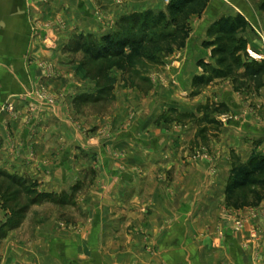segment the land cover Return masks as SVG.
Instances as JSON below:
<instances>
[{"label": "rangeland", "instance_id": "1", "mask_svg": "<svg viewBox=\"0 0 264 264\" xmlns=\"http://www.w3.org/2000/svg\"><path fill=\"white\" fill-rule=\"evenodd\" d=\"M168 1L162 0L165 6ZM256 3L258 0H252L250 6ZM207 7L200 17L192 16L190 19L191 31L188 39H194L187 57L185 45L175 49L170 55L159 56L158 62L138 59L127 47L123 49L122 55L96 60L83 51H66L68 40L60 48L63 62L41 63L46 73L45 80L48 81L54 74L60 73L66 79L82 82V87L86 88L85 92L70 100L72 104L67 111L74 129L87 142L101 143L117 130L133 132L137 129L139 133L141 129L140 133L153 134L163 139L161 151H176L181 154L178 159H166L165 156L162 160L158 159L164 163L158 165L155 176L149 179L146 174H141L143 184L146 180L148 182V190L144 189V185L140 191H133L131 187L124 196L122 189H114L105 194L98 190L104 181L96 179L98 176L91 171L81 178H73L69 186L58 191H38L35 180L8 173L17 178H29L36 182V192L49 194L46 199L30 203L32 195L26 194L23 186H15L0 175V243L6 242L7 246H12L17 252H24L32 246V237L41 233L49 238L55 236L49 243L48 238L45 240V245L49 244L53 255L61 244L66 248L65 256L76 258L78 263L88 259L86 254H79L82 246L75 244L77 242L72 238H77L79 244L83 239V244L86 243L88 248H101L103 243V251L109 264H139V258H149L147 264H154L155 261L156 264H171L179 256L175 252L168 253V245L172 243L174 235L184 236L185 242L196 248L203 236L198 232L201 227L206 231L213 229L218 234L221 223H230L234 231H243L240 238L243 261L245 257L248 262L264 261V249L261 250L264 242V206L261 203L264 198L256 206L235 208L228 204L225 194L220 203V197L216 193V196L213 194L210 197L215 196L217 202L204 215L202 206L199 205V192L196 195L197 187L203 181L198 167H207L208 171L214 169L215 150L219 148V141L223 138L228 140L245 137L244 140L249 138L250 142L256 136H264L260 132L261 128L256 125H251L254 128L250 125L247 128V124L264 121L263 105L258 101L264 89V76L258 87L247 83L246 86L236 89L231 78H214L205 87L192 85L195 76L207 74L204 66L206 63L215 65L211 48L205 47L203 42L209 40L207 30L218 17L212 20L214 16L205 12ZM253 9L256 11L255 6ZM132 12L139 11L118 15L108 31L94 36L99 38L104 34L115 35L116 22L120 16ZM261 35V32H256L250 25L238 33V38H247L244 39L245 58L264 60V47H257L262 42L264 46ZM44 44L45 50L54 49L47 36ZM201 49H205L206 54ZM250 54L263 58H254ZM182 62H185V78L189 82L186 89L180 88L175 80ZM45 86L42 89L49 87L47 84ZM204 89L214 91L210 90V96L206 97L205 103L198 104V94ZM224 90H231L232 100L240 106L234 108L232 102L221 99L219 92ZM62 97L61 94L56 97L50 93L44 95L45 100L50 103L56 101V98L59 101ZM7 106L10 108L4 110L14 113L13 106ZM204 115L216 121V124L209 125L205 141L196 136L198 127L204 124L200 121ZM135 122H139L140 126ZM248 144L246 142L241 146L240 152L249 150ZM235 148L229 149V171L234 161L239 160ZM77 150L83 152L81 147ZM252 151L262 152L263 149L259 147ZM176 160L180 161L177 165ZM93 182H96L94 188L91 187ZM117 186L119 183L114 184V187ZM159 193L166 196L164 199L168 202V212L165 201L156 197ZM195 195L198 201L194 204L191 201ZM170 199L174 200V206L169 204L172 203L169 202ZM171 210L174 215L170 213ZM101 211L103 221L96 222L95 216ZM250 220L255 223H250ZM17 222V226L11 227ZM9 233L11 237L8 239ZM56 257H59L58 253ZM199 262L214 263V259L205 254ZM196 263L198 262L195 261L194 264Z\"/></svg>", "mask_w": 264, "mask_h": 264}, {"label": "crops", "instance_id": "2", "mask_svg": "<svg viewBox=\"0 0 264 264\" xmlns=\"http://www.w3.org/2000/svg\"><path fill=\"white\" fill-rule=\"evenodd\" d=\"M250 1L252 0H210L205 12L214 16L212 20L221 15L240 13L246 17L248 25L256 32H261L264 39V14L258 9L259 0L252 6ZM164 7L162 0H0V171L30 177L37 182L38 191L61 190L69 186L73 178H81L90 171L98 176L96 179L104 181L98 188L104 194L122 189L124 196L131 187L133 191H140L143 185L148 190V182L146 180L143 184L141 174H146L150 179L156 175L158 165L164 163L158 159L162 160L163 156L166 159H178L181 153L161 151V137L140 133L141 129L138 133L135 127L133 132L113 131L101 143L87 142L74 129L67 111L72 104L70 100L85 92L86 88L82 87V82L66 79L60 73L45 80L46 73L41 63L63 62L60 48L74 34H102L108 31L115 17L120 14L145 9L161 10ZM46 36L54 49L45 50ZM193 39H188L186 44V57L192 50ZM262 44H257V47H264ZM201 50L206 54L205 49ZM185 70V62H182L175 80L180 88L186 89L189 82L185 78ZM46 84L49 87L42 89ZM210 90L204 89L198 94V104L205 103ZM48 93L55 97L61 94L63 97L50 103L44 98ZM219 94L221 99L232 102L234 108L240 106L232 100L231 90H224ZM258 101L264 109V89ZM7 105L13 106L14 113L4 110ZM135 123L140 126L139 122ZM252 123L247 124V128L249 125H256L264 133V121ZM244 138H223L217 143L219 148L215 150L214 169L208 171L207 167H198L203 181L199 183L196 195L199 192V205L202 206L204 215L217 202L216 193L220 197V203L224 197L231 166L230 147H236L241 162L248 159L254 148L261 147L264 150L263 135L256 136L250 142L249 138ZM246 142L250 143L249 150L240 152L241 146ZM84 143L88 145L85 146ZM79 147L83 152L77 150ZM175 162L177 165L180 161ZM95 183L91 184L92 188ZM115 183H119V186L114 187ZM213 194L215 196L211 198L210 195ZM196 195L191 201L194 204L198 201ZM156 197L165 201L168 212V202L164 199L166 196L159 193ZM169 202L174 206V200L170 199ZM261 205L264 206V200ZM170 213L173 214L174 211L171 210ZM95 217L96 222H102L103 212L97 213ZM249 222L255 223L254 220ZM219 226L218 234L213 229L206 231L201 227L198 232L203 236L196 248L190 247L183 239L184 236L174 235L172 243L168 245V253L175 252L179 256L171 264H194L195 261L198 262L196 264H202L199 260L205 254L214 259V263L208 264H264V261H245L246 257L243 261L240 244L243 231H234L230 223H221ZM10 235L11 233L8 239ZM52 237L55 236L49 238L41 233L36 234L32 237V246L24 252L18 251L20 254L12 246H7L6 242L0 243V264H109L103 251V243L101 248L91 249L86 243L84 247L83 239L79 244L77 238H72L77 242L75 244L82 246L81 249L78 248L79 254H86L88 259L78 263L76 258L65 256L66 248L61 244L53 255L48 244ZM47 238L48 243L45 245ZM57 253L59 257H56ZM148 259L139 258L138 263L147 264ZM247 259L251 260L249 257ZM99 260L100 263H97Z\"/></svg>", "mask_w": 264, "mask_h": 264}, {"label": "trees", "instance_id": "3", "mask_svg": "<svg viewBox=\"0 0 264 264\" xmlns=\"http://www.w3.org/2000/svg\"><path fill=\"white\" fill-rule=\"evenodd\" d=\"M210 0H169L166 6L153 11L147 9L120 16L116 22L115 35L104 34L97 38L93 34H74L66 45V51H83L92 59H106L122 55L125 47L130 48L132 55L138 59H148L158 62L159 56L170 55L175 49L183 48L189 37L190 19L200 16ZM258 9L264 14V0L258 3ZM248 27L246 17L240 13L222 15L209 26V40L203 42L210 47L215 65L206 63L207 74L195 76L194 87H205L214 78L234 81V87L240 88L252 84L258 87L264 76V60L245 58L244 39L238 38V33ZM196 136L203 141L209 125L216 124L207 115L200 120ZM3 178L13 185L25 188L26 194L32 195L30 203L48 198L49 194L36 192V182L27 177L1 172ZM228 204L235 208L256 206L264 198V150L252 151L244 162L235 160L229 174V180L224 188ZM18 225V222L11 227Z\"/></svg>", "mask_w": 264, "mask_h": 264}, {"label": "built area", "instance_id": "4", "mask_svg": "<svg viewBox=\"0 0 264 264\" xmlns=\"http://www.w3.org/2000/svg\"><path fill=\"white\" fill-rule=\"evenodd\" d=\"M251 55V57H254V58H263V56H259V55H254V54H250ZM5 108H10V106H6Z\"/></svg>", "mask_w": 264, "mask_h": 264}]
</instances>
